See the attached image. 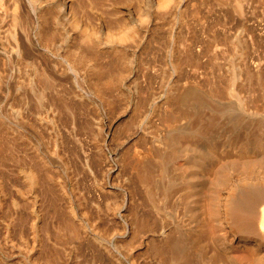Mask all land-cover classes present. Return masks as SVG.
Masks as SVG:
<instances>
[{"label":"rangeland","instance_id":"obj_1","mask_svg":"<svg viewBox=\"0 0 264 264\" xmlns=\"http://www.w3.org/2000/svg\"><path fill=\"white\" fill-rule=\"evenodd\" d=\"M96 1L71 0L93 46L63 21L37 71L0 58V264H170L209 186L253 189L226 165L264 157V0Z\"/></svg>","mask_w":264,"mask_h":264},{"label":"bare ground","instance_id":"obj_2","mask_svg":"<svg viewBox=\"0 0 264 264\" xmlns=\"http://www.w3.org/2000/svg\"><path fill=\"white\" fill-rule=\"evenodd\" d=\"M0 1V58L3 61L13 64L23 62L37 71L44 62V54L53 48H61L59 42L62 39V35H60L62 29L60 26L63 21H69L72 27L80 31L81 42L84 45L91 46L92 44L94 30L79 20L71 0ZM102 1V4L97 3L103 5ZM155 2L159 10H166L176 0H155ZM86 15L89 14L86 13ZM90 17L89 15L88 18ZM113 19L107 25L116 27V30H109L108 38L120 42L133 40L134 34L132 35V32L130 34V31L124 29L127 27L122 25L123 21ZM107 25L98 17L99 31H104ZM112 50L115 55H118L117 62L119 59L123 60L125 56L122 49L112 48ZM94 57L96 59L97 55ZM71 58V61L69 58H66V61L72 66L77 64L76 62H88L87 59L90 57L87 58V55H84L80 49V52L77 50V53H73ZM237 153L234 155H237L236 159L234 157L233 161L229 160V162L232 161L231 163L227 162L228 160L225 161L230 164L226 166L234 168L235 172L229 168L233 174H239V177L245 176L247 180L253 181L252 191L246 192L239 200L236 199L234 193H228L223 204L219 192L221 186L218 184L215 188L209 186L208 198L206 197L207 202H205V217L196 221L197 215L194 212H192V218L188 215L193 219L192 223L197 222L194 228L187 229L179 224L181 221L178 216L177 219L174 217L176 224L179 225L181 236H178L170 244L171 249L168 255L170 264H199L197 257L200 256L202 248H208L205 264H264V157L257 158V156L250 155L245 148L237 150ZM224 168L227 169L225 166ZM219 170H221L220 167ZM225 172L227 176L224 181H220L221 185H229L232 182V174H229L230 172L228 173L227 170ZM234 176L236 177V175ZM168 189L169 187L165 191L169 193L170 189ZM188 191L193 194L190 187ZM165 234L166 232L163 230L162 235ZM197 234L205 240L194 238ZM203 234L207 238L202 237Z\"/></svg>","mask_w":264,"mask_h":264}]
</instances>
